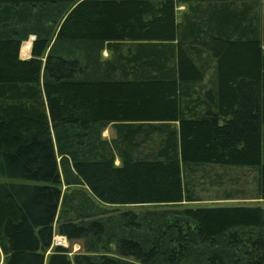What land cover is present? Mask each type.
Segmentation results:
<instances>
[{
    "label": "trees",
    "instance_id": "1",
    "mask_svg": "<svg viewBox=\"0 0 264 264\" xmlns=\"http://www.w3.org/2000/svg\"><path fill=\"white\" fill-rule=\"evenodd\" d=\"M215 186L264 198V0H0L3 264H264Z\"/></svg>",
    "mask_w": 264,
    "mask_h": 264
},
{
    "label": "rangeland",
    "instance_id": "2",
    "mask_svg": "<svg viewBox=\"0 0 264 264\" xmlns=\"http://www.w3.org/2000/svg\"><path fill=\"white\" fill-rule=\"evenodd\" d=\"M29 40H31V42H33L31 38L27 39V41H29ZM27 46L28 45L25 44V52L27 51L26 50ZM31 46H32V44H31ZM31 49H32V47L30 48V50ZM21 54H22V56L29 55V54H24L23 44H22V48H21ZM104 55L107 56V52L106 51H104ZM107 131H108V129L105 130V132L103 133V135L106 136V137H108V135H110V131H108V132ZM249 175H250L249 176V181L247 182V184H248V186L250 188H254L255 184H254V181L251 180V175L252 174H250V172H249ZM63 188L67 189L68 187H67V185L64 184ZM207 192H210V189ZM246 201L247 202H251V201L252 202H258L264 207V198H258V199H253V200H249L248 199ZM246 201L244 199L232 200V202H246ZM186 203L195 205V204H204V203H210L211 204V203H214V202L210 201V200H204V201H198V202H195V201L192 202L191 201V202H186ZM157 205L158 204H148V205H137V204L109 205V204H107V207H109L112 210V212H117V211H120V210H123V209H126V208H132V209H135V210H141V208L144 209V208H147V207H155ZM58 234L59 233L56 232L55 235H54V238L57 237ZM54 238H53V242H54ZM67 240H68V243L66 245L65 244H63V245H65V246H69L70 245V250H71L70 254L71 255H73L74 252L79 251V250L82 249L81 240H75V241H72V243L69 241L68 238H67Z\"/></svg>",
    "mask_w": 264,
    "mask_h": 264
},
{
    "label": "crops",
    "instance_id": "3",
    "mask_svg": "<svg viewBox=\"0 0 264 264\" xmlns=\"http://www.w3.org/2000/svg\"><path fill=\"white\" fill-rule=\"evenodd\" d=\"M177 9H178L177 13H178V17H179L183 13V11L188 10V4L187 3H181L177 7ZM25 44L28 45L26 47V50H27L26 52H25ZM31 44H32V42H30V41H24L23 42L24 54H29V55L22 56V54H21L22 57H29L31 55V50H30V48L32 47ZM105 51L107 52V55H108L109 54L108 50H105ZM107 129H108V131H110V135H108V137H112V136L115 135L114 128H113L112 124H110L105 130H107ZM105 130H104V132H105ZM118 162H119V160H118ZM246 171L249 173L250 169H246ZM251 180H252V178H251ZM217 192H221V190L216 189V186H215V188L212 187L210 189V192H207V191L205 192V195H204L203 199L195 201V202H198V201L210 200V201H213L214 203H211V204L210 203L195 204V206H198V205H214V204H236V203H239V202H232V200L244 199L246 201L248 199L249 200L258 199V198H224V197H222L223 196L222 194L217 193ZM192 202H194V201H192ZM48 252H50V249H49ZM3 261H4V253H3V251H2V249L0 247V264H3Z\"/></svg>",
    "mask_w": 264,
    "mask_h": 264
},
{
    "label": "built area",
    "instance_id": "4",
    "mask_svg": "<svg viewBox=\"0 0 264 264\" xmlns=\"http://www.w3.org/2000/svg\"><path fill=\"white\" fill-rule=\"evenodd\" d=\"M67 243H68L67 238L62 234H58L57 237L54 238L53 245L54 244H61V245L65 244L66 245Z\"/></svg>",
    "mask_w": 264,
    "mask_h": 264
}]
</instances>
